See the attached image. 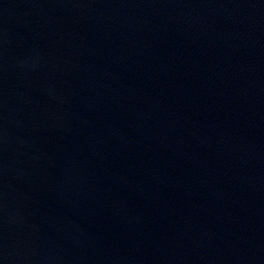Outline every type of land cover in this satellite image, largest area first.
<instances>
[{
  "label": "water",
  "instance_id": "obj_1",
  "mask_svg": "<svg viewBox=\"0 0 264 264\" xmlns=\"http://www.w3.org/2000/svg\"><path fill=\"white\" fill-rule=\"evenodd\" d=\"M0 264H264V0H0Z\"/></svg>",
  "mask_w": 264,
  "mask_h": 264
}]
</instances>
